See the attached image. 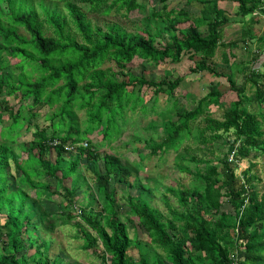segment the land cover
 Segmentation results:
<instances>
[{"label":"trees","instance_id":"obj_1","mask_svg":"<svg viewBox=\"0 0 264 264\" xmlns=\"http://www.w3.org/2000/svg\"><path fill=\"white\" fill-rule=\"evenodd\" d=\"M205 2L200 17L196 18H191L183 9L167 10L164 5L149 12L147 17L154 21V29L138 30L146 33L143 36L140 32L128 33L117 25L102 30L92 26L87 18L88 12L104 15L114 12L128 17L135 11L146 10L138 0H0V264H30L28 257L19 255L20 252L27 249L26 244L40 242L38 247L42 246L46 253L49 246L41 240L39 226L46 230L53 228L51 224L45 225L49 216L38 208L33 198L22 216L26 206L24 203H19L18 208L14 206L16 197L9 185L2 182V168L9 175L10 158L14 156V174L22 173L18 180L21 188L34 190L35 197L40 198L42 192L36 190H50L40 178H56L59 183L77 175L81 178L78 170L83 154L103 163V175L94 174L100 210H94L90 203L82 207L79 219L84 227L77 226L85 251L100 242L101 264H264V196L253 189L252 179L246 177L238 185L235 175L241 160L264 155V115L260 110L264 105V83L256 67L246 68L249 72L239 86L226 77L229 92L235 94V99L220 120L205 115L198 144L213 155L214 142L222 140L230 131L235 139L228 154L217 161L220 166L212 159H188L190 163L204 165V170L196 173L191 188L166 190L176 199L179 208L168 206L167 222L162 221L141 192L124 198L128 210L123 221L117 208L116 191L109 190L108 185L112 180L129 184V169L116 155L95 152L88 142L86 147L81 146V141L93 133L101 134L106 143L114 141L127 123L129 111L140 107L142 112H147L143 99L146 90H151L155 97L164 94L172 101V108L177 107L175 96L183 77L154 81L143 75L134 76L127 66L135 58L157 66L179 63L186 55L191 63L189 73L206 72L221 77L211 61L222 46L223 26L228 18L217 8L216 1ZM256 9L259 11L257 4L239 0L235 16L244 18ZM260 11L264 14V7ZM184 23L188 26L180 28ZM258 41H264V31ZM235 46V42L227 45ZM105 63H113L117 70L112 66L103 68ZM247 84L253 88L252 98L247 94ZM225 96L226 93L214 87L193 110L176 113L175 120L173 115L165 119L162 122L165 135L159 142H149V154L179 153L181 147L189 149L185 142L192 135L190 122L203 114L204 103L218 106ZM155 103L156 100L150 114L163 116V111L157 112ZM42 108L43 122L47 125L33 124L32 140L27 147L25 142L18 141L23 135L20 132L29 130L37 116L34 111ZM79 112H84L83 121H79ZM5 115L6 126L1 123ZM54 141H58L55 147ZM17 142L18 150L26 154L25 160L12 156ZM66 146L76 152H67ZM196 150L203 152L200 146ZM50 151L55 154L54 163L48 159ZM178 155L176 168L189 173L181 166L186 159ZM64 157L68 158L66 172L61 167ZM63 188L66 197L72 198L75 188L68 189L65 185ZM8 195V202H3V197ZM24 197L30 200L26 192ZM222 199L231 206L233 215L220 210ZM64 203L75 201L69 199ZM74 206H71L70 218ZM2 210L5 218H1ZM127 225L141 228L149 244L160 249L161 254L154 256L147 250H139L136 259L129 255L134 243L129 238ZM37 256L43 258L40 264H49L44 253L34 254L31 260Z\"/></svg>","mask_w":264,"mask_h":264},{"label":"rangeland","instance_id":"obj_2","mask_svg":"<svg viewBox=\"0 0 264 264\" xmlns=\"http://www.w3.org/2000/svg\"><path fill=\"white\" fill-rule=\"evenodd\" d=\"M151 1L154 2V5H158L159 3V0H149V2L148 0H141L143 3H148L146 4L149 5L148 8L143 11H135L128 17H122L114 12L108 15L98 12H88L87 18L92 26H97L102 30H106L108 26L117 25L128 33L140 32L138 30H143L144 28H150L153 31L154 21L147 17L148 13L152 10L151 6L153 4ZM256 4L260 5L262 2L259 1ZM246 17L250 18V15ZM187 26V23L179 25L182 29ZM157 27H159V23ZM201 30L203 31V29ZM140 34L145 36L146 33L140 32ZM163 38L166 39V37ZM157 42L160 43L161 40L159 39ZM257 47H259V53L253 54V58L249 59V61L242 62L241 64L233 61L232 65H229V63L225 64L220 60L213 59L211 61L212 67L217 73L221 74V77L211 76L206 72L199 74L189 73L191 63L186 55L179 63L166 62L155 66L147 63L145 60L135 58L132 63L127 66L132 75H143L147 80L158 81L167 78L173 80L176 77H183V81L181 82L180 89L175 96L178 101L177 107L172 108V101H170L169 98L167 99L164 94H160L155 97L151 90H146L143 93V99L145 100L147 112H142L140 107L136 108L134 112L129 111L126 117L127 123H125L120 135L114 141L106 143L102 140L101 134L95 133L88 135L87 139L81 141L83 143L88 142L90 147L95 152L104 155L109 153L118 156L129 169V184H118L112 180L108 185L109 190L114 189L116 191L117 208L120 218H122L123 221L125 219L124 212L128 210L125 205L126 199L124 198L127 194L136 196L141 192L142 197L146 198L151 207L160 214L162 221L167 222L170 219L168 206L173 209L179 208L176 199L166 190L168 188H191L195 184L196 173H202L204 170V165H196L195 163L193 164L188 162L190 157L212 159L215 164L220 166V163H217V161L228 154L229 147L235 139L234 133L230 131L223 137L222 140L214 142L212 146V149L214 148V154L211 155L208 150H204L203 145L198 144L199 131L203 127L205 115H210L212 118L220 120L223 112L230 107L231 102L235 99V94L229 92V84L225 76H229L237 84V86H239L244 80V76H242V69L245 73L246 68L250 69L251 66H256L259 73L263 75L262 82L264 83V41L258 42ZM194 58L197 60L199 57L196 55ZM236 64L239 65L240 69L236 67ZM110 66H112L114 70H117L113 63H105L103 68ZM214 87H217L220 93H226V96L223 100H221L218 106L204 103L202 106L203 114L199 118L190 122L192 135L190 140L185 142V145H187L189 149H186V147L183 150L181 147L179 153L170 151L168 154H157L156 156H151L147 146L149 142H159L164 137L165 131L162 122L165 119L170 118L171 115H173V119L175 120L174 115L176 113L193 110L197 102L208 92L212 91ZM246 89L248 96L252 98L253 88L247 84ZM154 100H156L155 105L157 112L163 111V116H159L156 113L150 114V107L152 106ZM249 110H254V106H249ZM260 110L264 115V105H261ZM34 112L37 114L36 118L33 119L34 121L31 122L30 128L26 133L25 130L20 132L23 135L18 140L25 142L24 144L27 147L30 146V142L32 140L31 134L34 132L33 124H39L40 127H42V125H47L46 123L44 124L42 118V114L45 113L43 108L41 110L36 109ZM78 116L79 121H83L85 118L84 112H79ZM7 120L8 118L6 115L3 116V120L1 121L2 125H8ZM18 146L19 142L15 145L12 156L15 154L17 160L18 157L19 161L25 160L26 154L20 152L18 150ZM196 146L202 147L203 152L197 151ZM178 154H182L184 159H186V161L181 162V166L187 168L189 173L185 171L181 172L176 168L175 161ZM73 155H76V153ZM13 157L10 159L13 164H15ZM73 157L75 156H72V158ZM48 159L51 163H54L55 154L53 151H50L48 154ZM12 162H10L9 175L8 171L2 168L1 173H3V175L1 177L2 182L7 187L9 185V189L12 190L11 193L13 194V197H16L14 206L18 208L19 203H24L26 206L22 215L24 217L25 213H27L29 209V204H32L33 202V198L35 199L38 208L43 210L44 213L49 216V221L44 224L53 225L52 230H46L45 227L39 226V230L41 229L40 238L49 246L46 253L42 246L38 247L40 242H35L34 245L31 246L30 243L26 244L27 249L20 252L19 255L24 254L27 256L30 264H40L39 262L43 260L40 256L31 260V257H33L34 254L37 255L39 253L47 255L49 264H101L100 253L102 251V247L100 242L97 241V244L92 249L85 251L81 247L83 245V241L81 240L80 232H78L77 229V226L84 227V225L79 219L80 215H75L73 213L72 218H70V213H72V205H76L82 209V207L86 208L88 203L91 204L94 210H100V199L99 194L96 191L94 174L98 173L99 175H103L104 170L102 161L97 160L95 162L83 154V157L79 162L80 168L78 170L81 178L77 177V175L76 177L65 180L63 183H59L56 178H40V181L42 183H46L50 188V190L48 189L47 191L40 189L36 190L42 192L40 198L35 197L34 190L25 187L21 188L18 180L22 177V173H20L21 176L14 174ZM67 162L68 158L64 157V161L61 163L62 172L63 170L64 172L67 171ZM196 169L198 170L196 171ZM235 175L237 177L238 185L242 184L246 177L252 179L253 189L260 196H264V155H259L256 158L249 157L248 159L241 160L235 170ZM59 176L61 177V172L59 173ZM63 185H65L68 189L72 187L75 188L72 198L66 197ZM17 187H20V189L13 191ZM24 191L27 195H29L28 198H30V200L27 199V197H24ZM8 198H10L9 195L5 198L3 197V202H8ZM69 199H72L75 203H64ZM222 202L223 204L220 210L229 215H233L231 206L226 202V200L222 199ZM1 213V218H5V210H2ZM128 213L129 212H127V215ZM22 222H20V225ZM135 222L137 223V220H135ZM27 226L28 225H25V227ZM31 227L32 225L29 226V229H31ZM85 231L90 233L91 236H94V233L89 228L85 227ZM127 231L129 238L134 243V247L129 251V255L136 259L139 254V250H147L154 256L161 254L160 249L149 244V238L141 228L138 226L127 225ZM25 236L26 234L24 233L23 237ZM36 259L39 261H36Z\"/></svg>","mask_w":264,"mask_h":264},{"label":"crops","instance_id":"obj_3","mask_svg":"<svg viewBox=\"0 0 264 264\" xmlns=\"http://www.w3.org/2000/svg\"><path fill=\"white\" fill-rule=\"evenodd\" d=\"M205 1L207 0H166L164 2L162 0H159L158 5H154V2L151 1V3L153 4L151 6V11H157L164 5L167 7V10L183 9L191 16V18H196L200 17L201 10L207 3ZM213 1H216L215 3L217 8L221 10L224 15L228 18V23L223 26V34L221 40L222 46L217 49L215 57L213 59L220 60L223 63H225L226 61L229 63V65H232L233 61L239 64L245 61H249V59L253 58V54L259 53V47H257L259 42L258 39L263 37L264 14H262L260 8L264 7V0H244L249 4H256L259 1L262 2V4L258 5L259 11L258 9H256L254 11V14L250 15V18H241L235 16L238 12L239 0ZM138 2L140 4H143L146 8H148L149 6L146 5L148 3H143L141 2V0H138ZM234 42L236 43V46L234 48L227 47V45L230 46ZM236 67L240 69L239 65L237 64ZM251 68H253V66H251ZM246 72H249V70L245 71V73ZM245 73L242 69V76L245 77Z\"/></svg>","mask_w":264,"mask_h":264},{"label":"built area","instance_id":"obj_4","mask_svg":"<svg viewBox=\"0 0 264 264\" xmlns=\"http://www.w3.org/2000/svg\"><path fill=\"white\" fill-rule=\"evenodd\" d=\"M57 144H58V141H54V142L52 143V146L55 147ZM81 146L86 147V146H87V143H86V142H84V143L82 142V143H81ZM65 149H66L67 152H76L75 149H73V147H71V146H66ZM73 213H74L75 215H80V208L77 207V206H74V207H73Z\"/></svg>","mask_w":264,"mask_h":264}]
</instances>
